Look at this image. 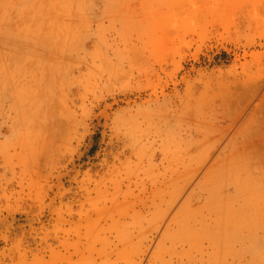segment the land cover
Here are the masks:
<instances>
[{
	"label": "rangeland",
	"instance_id": "1",
	"mask_svg": "<svg viewBox=\"0 0 264 264\" xmlns=\"http://www.w3.org/2000/svg\"><path fill=\"white\" fill-rule=\"evenodd\" d=\"M0 264H264V0H0Z\"/></svg>",
	"mask_w": 264,
	"mask_h": 264
}]
</instances>
